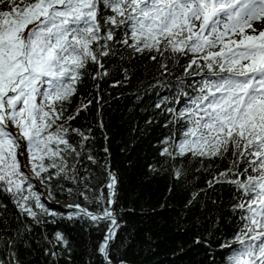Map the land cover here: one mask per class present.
Returning a JSON list of instances; mask_svg holds the SVG:
<instances>
[{
	"label": "snow or ice",
	"instance_id": "snow-or-ice-1",
	"mask_svg": "<svg viewBox=\"0 0 264 264\" xmlns=\"http://www.w3.org/2000/svg\"><path fill=\"white\" fill-rule=\"evenodd\" d=\"M125 53L129 59L151 53L165 71L166 61L189 58L184 73L194 78L179 81L173 101L179 107L165 110L172 132L159 155L177 180L185 175L177 160H198L201 171L212 168L205 160L229 159L207 181L236 191L232 208L240 223L220 244L228 251L225 264H264V0H0V193L19 221L10 232L7 205L0 203V264H22L18 243L33 224L55 223L58 216L106 222L96 251L105 264H127L111 251L120 226L116 174L90 147L91 127L73 126L92 100L81 98L69 112L84 78L103 80L106 58ZM53 180L97 210L72 203L61 206L69 209L64 214L49 207L57 195ZM43 240L53 260L68 249L60 231Z\"/></svg>",
	"mask_w": 264,
	"mask_h": 264
},
{
	"label": "trees",
	"instance_id": "trees-1",
	"mask_svg": "<svg viewBox=\"0 0 264 264\" xmlns=\"http://www.w3.org/2000/svg\"><path fill=\"white\" fill-rule=\"evenodd\" d=\"M151 55L129 59L125 53L123 59L120 55L106 58L109 75L98 81L85 77L69 105L71 112L81 98L92 100L73 126L91 127L94 139L90 147L101 161H108L117 177L113 207L120 226L112 255L126 260L127 264H225L228 251L222 250L220 244L231 240L240 223L239 212L232 208L236 191L226 183L210 188L207 181L228 168L229 159L205 160V167L211 164L212 168L196 171L200 162L185 157L176 161L177 165L183 164L185 175L179 180L174 178L172 169L159 155L162 141L172 132L171 125L165 127L170 119L165 110L179 107L173 102L179 81L187 85L194 77L184 73L188 57H179L178 63L166 61L165 71L159 58L153 61ZM124 68L128 69V79ZM116 81L120 83L113 86ZM96 83L100 86L98 91L93 87ZM157 104L161 106L157 108ZM105 147L107 153L103 151ZM85 165L99 175L95 165H88L87 161ZM52 183L57 194L52 202L81 203L91 211L97 210L95 204H87L82 197H70L66 190L61 191L58 181ZM62 184L75 187L68 181ZM193 193L199 195L189 204ZM0 203L7 205L11 232L19 224L17 210L6 193H0ZM49 207L58 213L69 211L52 204ZM55 219V223L33 224L24 242L18 243L22 264H105L96 248L108 227L106 222L95 224L86 218L68 220L59 216ZM20 220L31 223L24 217ZM55 231L64 234L70 251L59 249L61 255L53 260L44 254L48 245L43 237L45 234L51 237Z\"/></svg>",
	"mask_w": 264,
	"mask_h": 264
},
{
	"label": "water",
	"instance_id": "water-1",
	"mask_svg": "<svg viewBox=\"0 0 264 264\" xmlns=\"http://www.w3.org/2000/svg\"><path fill=\"white\" fill-rule=\"evenodd\" d=\"M35 183H37V182L35 181ZM37 187H38L40 190L43 191L42 187L38 186V184H37ZM45 199H46V198H45ZM50 204H52V205H54V206H57V207H60V208H63V209H66L65 207H61L62 205H66V204H63V203H60V202H51Z\"/></svg>",
	"mask_w": 264,
	"mask_h": 264
}]
</instances>
